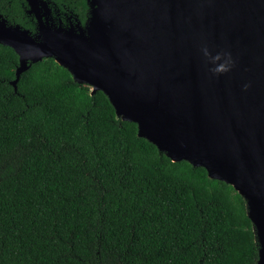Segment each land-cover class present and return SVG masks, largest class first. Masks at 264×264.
Returning <instances> with one entry per match:
<instances>
[{
    "label": "trees",
    "instance_id": "16d2710c",
    "mask_svg": "<svg viewBox=\"0 0 264 264\" xmlns=\"http://www.w3.org/2000/svg\"><path fill=\"white\" fill-rule=\"evenodd\" d=\"M86 18V0H51ZM25 0H0L34 30ZM64 18V17H63ZM0 44V264H256L243 197L173 161L55 61Z\"/></svg>",
    "mask_w": 264,
    "mask_h": 264
},
{
    "label": "water",
    "instance_id": "95a60500",
    "mask_svg": "<svg viewBox=\"0 0 264 264\" xmlns=\"http://www.w3.org/2000/svg\"><path fill=\"white\" fill-rule=\"evenodd\" d=\"M27 2L35 34L0 13V44L19 57L15 89L52 57L103 91L159 151L234 187L264 264V0H86L85 20L68 26L47 0ZM217 53L231 54L230 71H212L226 59L213 63Z\"/></svg>",
    "mask_w": 264,
    "mask_h": 264
},
{
    "label": "flooded vegetation",
    "instance_id": "af4514ba",
    "mask_svg": "<svg viewBox=\"0 0 264 264\" xmlns=\"http://www.w3.org/2000/svg\"><path fill=\"white\" fill-rule=\"evenodd\" d=\"M25 1L27 3V9H26V11L28 12V9H29L28 2H27V0H25ZM47 1H48L49 6L52 9L51 16H52V18H53V20H54L55 23H58L59 24V22H62V24L64 26L65 25L68 26L71 23H74L75 24L77 22V20H81L78 16H75L74 18L71 15L70 16H66L65 13H61V9L57 6L56 3L52 2L51 0H47ZM29 14H31L33 16V18H34L33 23H34V28L35 29L32 30V33L35 34L37 32V29H38V22H37L36 17H35L34 14H32V13H29ZM84 20H81V21L83 22ZM12 23H14V22H12ZM17 24H19V23H17Z\"/></svg>",
    "mask_w": 264,
    "mask_h": 264
},
{
    "label": "clouds",
    "instance_id": "9594fccd",
    "mask_svg": "<svg viewBox=\"0 0 264 264\" xmlns=\"http://www.w3.org/2000/svg\"><path fill=\"white\" fill-rule=\"evenodd\" d=\"M202 52H203V54L206 57H209L210 56V53H209L207 47H204L202 49ZM222 55L224 57H226V59H225L224 63L219 64L217 67H215L214 69H212V71L214 73L220 74V73L228 72V71H230V69H231V67H232V65L234 63L233 60H232V57H231V54L230 53H223V54L217 53V55L211 57L212 62L215 63L216 61L221 60Z\"/></svg>",
    "mask_w": 264,
    "mask_h": 264
}]
</instances>
